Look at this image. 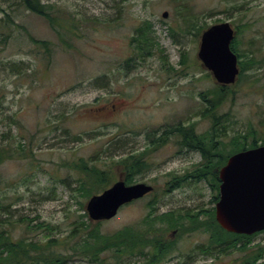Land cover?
Returning <instances> with one entry per match:
<instances>
[{"label":"rangeland","instance_id":"374dc122","mask_svg":"<svg viewBox=\"0 0 264 264\" xmlns=\"http://www.w3.org/2000/svg\"><path fill=\"white\" fill-rule=\"evenodd\" d=\"M19 1L0 0V20H5L0 23V203L11 207L0 218L14 223L0 226V232L5 229L14 240L27 236L43 243L53 238L64 242L76 237L78 222L97 224L86 210L90 198L78 190L81 184L86 188L96 184L77 170L83 160L110 172L106 189L121 175L124 180L132 177L130 185L156 187L112 220L99 222L104 234L139 223L154 198L160 213L203 211L201 217L208 216L216 204L207 180L185 181L173 192L166 191L176 178L202 174L196 173L201 155L182 148L179 136H166L162 143L159 138L165 126L194 125L197 133L212 127L206 96L220 85L197 57L206 29L225 22L241 26L239 50L248 51L252 43L258 59L264 60V0H43L60 10L65 29L77 28L75 36L65 37L70 47L60 42L45 18L27 12ZM186 5L199 16V25H205L200 36L184 29ZM25 28L35 39L52 43L51 55L38 54ZM140 29H149L158 44L149 57L135 49L133 40L144 39L137 36ZM11 62L25 63V73L13 74L8 68ZM262 65L232 85L215 111L225 119V144L242 135L249 141L253 136L264 139ZM181 69L184 74L175 72ZM19 145L26 149V158H8ZM132 155L143 156L149 167L132 173L124 164ZM39 224L54 230L36 228ZM176 234L172 230L169 236L175 239ZM206 237H182L175 258L166 264L239 263L240 251L214 258L199 255L189 261L196 244ZM260 242L264 234L254 239V244ZM68 247L60 249L69 253ZM108 257L103 255L106 264ZM130 262L138 261H125ZM68 264L87 262L72 257Z\"/></svg>","mask_w":264,"mask_h":264},{"label":"trees","instance_id":"16d2710c","mask_svg":"<svg viewBox=\"0 0 264 264\" xmlns=\"http://www.w3.org/2000/svg\"><path fill=\"white\" fill-rule=\"evenodd\" d=\"M19 5H22L27 12L45 18L62 44L67 46L68 43L65 41V37L76 35L75 30L77 28L74 25L69 30L62 26L61 22L64 19L59 17L60 10H57L56 5L46 3L43 0H20ZM183 11V16H185H182L184 29L186 27L190 34L196 31V36H200L205 30V25H199V16L193 14L192 9L187 5ZM178 12L181 11L179 10ZM8 18L9 15H7V22H10ZM3 21L5 20H0V23ZM246 25L248 26V24ZM147 26L152 30L151 24H147ZM149 29L137 31V36H141V39L144 38L143 40H133L136 43L135 49L142 56H145L146 51L152 52L151 50L158 46L154 34L148 33ZM235 29L237 36L232 43V50L239 58L240 75L237 83H240L243 82L248 72L255 71L263 66L264 60L258 59V52L252 49V43H249L248 51L242 53L239 50L238 35H241V26ZM24 30L28 38L37 47L38 54H42L45 57L51 55L54 49L50 41L37 40L27 32L26 28ZM8 68L13 74L21 75L25 73L26 65L23 62H11L8 63ZM231 88L232 86H217L215 90L209 92V97L212 96V100L209 99L208 95L206 96V102L208 103L206 116L212 119V127L209 131L197 133L194 125L176 129L179 130L180 136L188 145V149L201 155L202 161L198 164L196 173H202V175H198L196 182L198 180H207L215 192L214 204L219 201L220 196L219 170L226 165L228 159L238 152L264 146V139L253 136L252 140L249 141L247 135L239 136L229 144L223 142L225 119L224 116L215 114V111L224 99L228 97L226 93H230ZM216 95L221 96L216 97ZM2 100L0 98V102ZM210 103L212 105L209 107ZM228 145L229 148L227 147ZM27 155L24 146L19 145L7 156L8 158L25 159ZM1 160H3V157ZM81 162L77 170L89 178H94L96 184L89 188H86L85 184H81L78 190L85 192L86 198L98 195V191L106 190L108 183H110V172L100 171L87 161L83 160ZM124 164L134 174L142 172L143 169L149 167L143 156L135 155L124 159ZM125 181L128 185L133 182L130 176H126ZM9 207L10 205L6 206L0 203V214H9L11 208ZM147 209V215L139 223L125 226L111 234L101 232V223L93 225L91 223L78 222L75 229L77 232L76 237L71 235L64 242L53 238L43 243L27 236L14 240L10 233L4 229L0 232V264H68L72 257L84 259L87 264H106L107 259L103 258L105 254L109 255L110 264H132V262L125 263V261L133 260L138 261L135 264H166L175 258L174 255L178 251V241L186 235L193 234H205L207 237L205 242L196 244L193 256L188 257L189 261L195 260V257L199 255L214 258L234 251H240L243 256L238 261V264H264V242L254 244V239L258 235L264 234V232L247 236L225 231L216 221L215 207L209 211L208 216H205V218L201 217L203 211L193 214L188 211L182 214L180 210H168L160 213L159 200L154 198L147 204ZM8 223L9 225H14L8 218H0L1 227ZM21 223L25 228V219ZM49 227V225L45 226L43 224L36 226V228H45L48 231L54 230ZM26 228L27 230L31 229L29 226ZM172 230H177L175 239H171L169 236ZM73 239H76L74 244H72ZM67 245L69 247L65 249L69 253L60 249L62 246L65 247Z\"/></svg>","mask_w":264,"mask_h":264},{"label":"water","instance_id":"95a60500","mask_svg":"<svg viewBox=\"0 0 264 264\" xmlns=\"http://www.w3.org/2000/svg\"><path fill=\"white\" fill-rule=\"evenodd\" d=\"M169 14H163L167 19ZM236 30L229 22L206 29L198 51L202 67L222 86L236 84L239 59L232 50ZM220 196L216 221L227 232L251 236L264 231V146L232 155L219 170ZM145 183L127 185L122 177L101 194L92 196L86 210L93 222L115 218L122 207L152 194Z\"/></svg>","mask_w":264,"mask_h":264},{"label":"flooded vegetation","instance_id":"af4514ba","mask_svg":"<svg viewBox=\"0 0 264 264\" xmlns=\"http://www.w3.org/2000/svg\"><path fill=\"white\" fill-rule=\"evenodd\" d=\"M143 32V31H142ZM141 37V36H140ZM177 44L178 43H180L177 39H176V41H175ZM152 52H153V50H151ZM152 52H148V51H146L145 53V56L144 57H149L151 54H152ZM175 72L177 73V74H179V73H182V74H184V69H181V70H175ZM165 128L166 129H164L162 132H163V134H162V136L159 138L160 140H162L161 142H158V143H162L165 139H164V137H166V136H169V135H176V136H179L181 139H182V137L180 136V133H179V130H176V129H179V128H184V125H181V124H178L177 126H173V127H171V126H165ZM158 139V140H159ZM183 143V144H182ZM182 143H181V145H182V148H185V149H187L188 151H190L189 149H188V145L185 143V140H183L182 139ZM202 175V174H201ZM120 177H122V178H124V175H121ZM198 178V175L197 176H195V175H192V176H190L189 178L188 177H185V178H183V179H175L174 181V183L173 184H171V185H169L168 186V188L166 189V191L167 192H173L174 190H176V188H179V187H181L182 186V183H185V181L186 182H196V179ZM150 185V184H149ZM153 186V185H152ZM154 187V191H153V193L155 192V186H153Z\"/></svg>","mask_w":264,"mask_h":264}]
</instances>
